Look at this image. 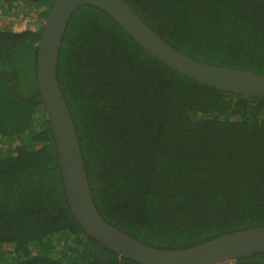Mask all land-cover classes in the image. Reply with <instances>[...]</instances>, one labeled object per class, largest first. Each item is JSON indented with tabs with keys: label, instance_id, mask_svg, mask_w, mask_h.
Instances as JSON below:
<instances>
[{
	"label": "trees",
	"instance_id": "obj_1",
	"mask_svg": "<svg viewBox=\"0 0 264 264\" xmlns=\"http://www.w3.org/2000/svg\"><path fill=\"white\" fill-rule=\"evenodd\" d=\"M42 26L0 29V264H142L75 218L38 94ZM164 39L202 61L264 73V0H126ZM58 79L97 207L148 245L187 248L264 225V97L223 90L149 53L109 13L84 4ZM216 264H264V252Z\"/></svg>",
	"mask_w": 264,
	"mask_h": 264
},
{
	"label": "water",
	"instance_id": "obj_2",
	"mask_svg": "<svg viewBox=\"0 0 264 264\" xmlns=\"http://www.w3.org/2000/svg\"><path fill=\"white\" fill-rule=\"evenodd\" d=\"M92 4L109 13L142 47L173 69L235 94L264 97V73L208 63L164 39L126 0H56L43 19L37 61L38 94L54 133L71 210L86 233L142 264H216L264 252V225L226 233L178 249L148 245L108 222L99 211L70 106L58 79L62 43L73 13Z\"/></svg>",
	"mask_w": 264,
	"mask_h": 264
},
{
	"label": "rangeland",
	"instance_id": "obj_3",
	"mask_svg": "<svg viewBox=\"0 0 264 264\" xmlns=\"http://www.w3.org/2000/svg\"><path fill=\"white\" fill-rule=\"evenodd\" d=\"M34 12V9L24 3H15L8 7H4L0 3V29L4 27L5 23L14 30L36 29L42 26L39 17Z\"/></svg>",
	"mask_w": 264,
	"mask_h": 264
}]
</instances>
